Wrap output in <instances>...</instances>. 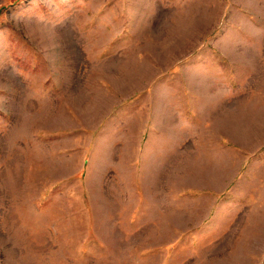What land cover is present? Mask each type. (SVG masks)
Wrapping results in <instances>:
<instances>
[{
    "label": "rangeland",
    "instance_id": "374dc122",
    "mask_svg": "<svg viewBox=\"0 0 264 264\" xmlns=\"http://www.w3.org/2000/svg\"><path fill=\"white\" fill-rule=\"evenodd\" d=\"M0 264H264V0H0Z\"/></svg>",
    "mask_w": 264,
    "mask_h": 264
}]
</instances>
